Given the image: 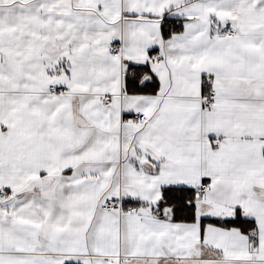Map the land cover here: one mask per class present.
Masks as SVG:
<instances>
[{"label": "snow or ice", "instance_id": "6c2138e0", "mask_svg": "<svg viewBox=\"0 0 264 264\" xmlns=\"http://www.w3.org/2000/svg\"><path fill=\"white\" fill-rule=\"evenodd\" d=\"M0 264H264V0H0Z\"/></svg>", "mask_w": 264, "mask_h": 264}]
</instances>
